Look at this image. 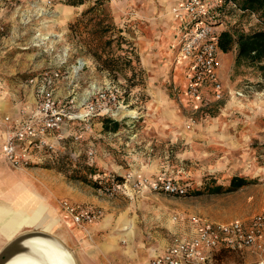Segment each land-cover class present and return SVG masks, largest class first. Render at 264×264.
Masks as SVG:
<instances>
[{"label": "rangeland", "instance_id": "1", "mask_svg": "<svg viewBox=\"0 0 264 264\" xmlns=\"http://www.w3.org/2000/svg\"><path fill=\"white\" fill-rule=\"evenodd\" d=\"M69 1L19 0L12 4L7 0L0 6V43L12 44V47L7 48H11V52L6 54V58L12 59L18 54L26 58L33 50L32 47L23 48L25 42L29 43L34 36L40 37L38 33L41 32V44L48 48L47 53L42 52L39 57H47V64L34 71H21L23 68L18 65V69L10 70L13 72L6 76L5 85L15 91L17 96L24 93L22 85L32 79L31 76L35 77L38 71H51L60 73L56 80V93L71 101L74 114L84 111L91 102L97 104L95 114L65 123L61 130L64 138L59 139L57 136L59 144L52 142L53 149L42 151L41 161L35 163L51 168L47 167L48 163L56 166L59 160L68 158L67 173L51 168L65 178V189L69 190L77 184L80 185L76 187L80 188L78 190L86 188L88 193L95 192L99 196L97 203L84 202L103 211L102 218L92 223L93 227L85 233V246L79 243L77 247H69L62 241L73 253L77 263L84 264V260L89 257L87 264H144L168 247L177 236L192 232L194 220L200 221L198 223L230 222L260 211L264 207V141L260 136H253L241 149L242 153L255 154L251 159L235 165L238 159L234 161L230 157L224 161L227 165L224 167H221L220 162L225 159L221 157L223 147L216 143H193L185 136V132L194 130L197 123L218 117L223 103H215L192 113L178 95L179 90L175 89L183 72H180L181 62L177 67L175 65L179 59L175 45L180 39L176 36L179 22L173 13L176 5L170 8L169 14H165L164 2L167 0H155L159 11L139 17L137 14L145 6L144 2L103 0L97 12L90 13L74 27L72 24L97 0H84L79 5H72ZM185 1L179 0L178 3ZM60 3L75 6V11L64 22L51 21L55 18L54 5ZM148 3L153 4V1L148 0ZM25 9L27 14L23 12ZM100 18L105 19L103 29L115 23L135 46L139 55L137 64L144 72L143 85L129 88L125 78H116L90 53L91 46L101 41L96 31L99 28L95 24ZM49 23L56 26L61 34L42 31L46 30L45 25L49 26ZM170 25L173 34L169 45L173 51L171 61L166 65V59L151 57V52H146L145 43L148 45L162 41L164 37H160L161 32ZM109 35H104L103 40ZM58 38L62 40L60 43ZM33 58L36 59V56ZM223 70L225 78L221 79L225 91L231 90L233 95L228 103L230 110H247L248 107V112L254 115L252 118H258L259 125L263 126L264 70L246 63L237 66L235 62L233 65L228 63ZM153 79H156L155 82ZM160 93L170 95L173 107L187 115L184 128L176 133L177 138H159L150 128L149 118L154 115L151 109L153 103L156 109L168 108L166 96L157 103L155 98H160ZM241 99L242 103L237 102ZM113 121H118L120 125L115 126ZM84 163L94 166L105 177L116 174L123 179L108 188H102L72 178L70 175L74 170H79L87 173L89 179H95L94 176L91 178L90 171L81 169ZM143 179L172 181L181 187L179 189L182 192L136 187L135 183ZM236 179H246L248 184L228 191ZM115 184L127 186L114 189ZM220 187L222 189L219 191ZM63 199L70 200L68 196L62 197L60 201ZM1 210L6 215L12 211ZM5 220L6 216L0 212V223ZM222 252L216 264L247 262L246 250Z\"/></svg>", "mask_w": 264, "mask_h": 264}, {"label": "crops", "instance_id": "2", "mask_svg": "<svg viewBox=\"0 0 264 264\" xmlns=\"http://www.w3.org/2000/svg\"><path fill=\"white\" fill-rule=\"evenodd\" d=\"M6 1L0 0V6ZM8 1L13 4L19 0ZM27 1L30 0H22V2ZM152 1L153 4H149L148 0H139V2H144L145 5L142 9H139L137 14L139 17H146L147 14H154L159 11L156 1ZM178 1L179 0H167V2H164L166 5L164 13L169 14L171 7L173 8L175 5L179 6L182 4L178 3ZM146 6H148V8H146ZM54 8L55 18L51 21L59 20L64 22L66 18L75 11V6L61 3L55 4ZM23 12L27 14L26 9ZM177 22L179 21L177 20ZM45 28L46 30L42 31L61 34V31L51 23H49V26L45 25ZM217 28L222 32L226 29V25L221 24ZM38 34L40 37L34 36L29 43L25 42L23 48L29 49L32 47L33 50L26 58H23L19 54L12 59L6 58V54L11 52V48H7L12 47V44L0 43V113L2 117L8 116L12 120L17 118L23 119L30 117L36 110L39 71L34 78L22 85L24 87V93L18 96L15 91L7 88L8 85H5V81L6 76L13 72L10 70L18 69V65L23 68L21 71H34L38 70L42 65L47 64V57L39 58L42 52L47 53L48 48L42 46V41L40 40H42L41 38L43 37L40 35L41 32ZM172 34L173 29L170 25L168 29L161 32L160 37H164L162 41L149 43L148 45L145 43L146 52L147 50L150 51L151 57L156 56L158 59H166V65H169L173 51V49H170L169 45L170 36ZM58 41L60 43L62 41L61 38H58ZM34 56H36V59L33 58ZM235 57L236 49L231 53H221L218 66L220 79L222 77L225 78L223 69L228 63L233 65ZM179 62H181L180 66H182L180 67V72H183L182 76L180 74V82L178 85L176 83L175 89L179 90L178 95L187 103L190 109L189 111L194 113L203 108V106L201 102L192 101L185 94L187 61L179 58L175 62L176 67L179 65ZM154 80L156 79H153V81ZM161 94L163 93H160V98L157 97L155 99L157 103L158 101L160 103V99L163 101L167 97L166 101L168 108L159 109V107L158 110L153 103L151 109L154 115L149 118L150 128L159 138H177L178 135H176V133L184 128L187 115L181 114L178 109L173 107L170 95L163 94V96H161ZM232 96V91H227L225 99L222 101L224 106L221 105V113L218 117L215 119L211 118V120L205 121L204 123H197L194 130L185 132L186 138H189L193 143L195 141L205 144L216 143L217 146L223 147V156L221 157H225V159H221V167L227 166L224 161L230 159V157H233L234 161L238 159V164L235 165L242 164L246 159H251L255 154L242 153L241 149L244 144L253 138V136H260L261 140L264 141V132L261 131L264 130V125H259L258 118H255L256 120L252 118L254 115L248 112V107L247 110L244 108L230 110L228 103ZM237 102L242 103V99ZM257 116L258 115H256V117ZM4 129L5 125L0 124V206H7L12 211L11 214L6 215L0 209V212L6 216L5 222L0 223V251L18 235L35 229L46 230L55 234L69 247H77L79 243L85 246L84 242L87 241L85 233H88V229L93 227L94 224H75L69 216L60 210L59 201L62 197L68 196L72 202L76 203H97L99 201L98 194L95 192L88 193L86 188L82 191L78 190L80 188L76 187H80V185L77 184L73 186L70 185L72 188L70 187L69 190L65 189V178L59 172L51 168H44L34 164L20 168L12 167L6 160L2 150L3 137L5 135ZM48 139L56 144L60 142L55 133H50ZM39 153V156L35 157L34 160L41 161L43 152ZM238 153L239 158H237ZM236 168L237 167H235V169ZM9 216L15 217L14 223L12 222L13 225L9 227L10 230L5 228V223L8 221ZM246 252V264L256 261L261 255L264 256V251L258 253L256 250L248 249ZM87 259L90 258L87 257ZM87 259L84 260V264H87Z\"/></svg>", "mask_w": 264, "mask_h": 264}, {"label": "built area", "instance_id": "3", "mask_svg": "<svg viewBox=\"0 0 264 264\" xmlns=\"http://www.w3.org/2000/svg\"><path fill=\"white\" fill-rule=\"evenodd\" d=\"M220 2L186 0L173 9L179 21L176 36L180 39L175 45L177 56L187 61L185 94L206 108L222 102L227 93L218 72L222 51L219 46L221 31L217 27L221 24L210 21L213 17L212 8ZM59 76V72L39 73L37 107L30 117L12 120L8 116L2 117L0 113V124L5 125L2 150L12 167L20 168L40 162L34 160L39 152L53 149L48 139L50 133L63 139L61 130L65 123L97 112V104L91 102L84 111L74 114L71 101L56 93V80ZM126 186L115 184L114 189ZM135 186L182 192L179 189L181 187L163 179H143L136 182ZM60 207L77 225L95 223L103 216V211L97 206L68 199L61 200ZM193 222L195 228L192 232L177 236L168 247L157 252L144 264H216V255L223 248L235 251L252 249L258 253L264 251V207L250 217L230 222ZM249 264H264V256L261 255Z\"/></svg>", "mask_w": 264, "mask_h": 264}, {"label": "trees", "instance_id": "4", "mask_svg": "<svg viewBox=\"0 0 264 264\" xmlns=\"http://www.w3.org/2000/svg\"><path fill=\"white\" fill-rule=\"evenodd\" d=\"M70 4L79 5L84 0H70ZM103 0H97L93 6L84 11L72 26L77 27L90 13L97 12L99 4ZM212 18L210 21L214 24H225L226 29L220 33L219 46L224 53H230L236 49L235 63L241 65H256L264 70V0H221L211 10ZM105 19L100 18L95 24L98 26L97 35L101 41H97L90 48V53L97 62L106 70L114 74L117 78L122 76L129 84V88L134 85H143V69L138 66L139 55L136 52L133 43L122 34L123 30L118 28L115 23H111L105 29L102 28ZM87 25V23H86ZM110 34L103 40L104 35ZM126 45V46H125ZM31 76L30 78H33ZM115 126H119L118 121H113ZM69 159L59 160L56 166L47 167L56 168L58 171L67 173V164ZM81 169L90 171L91 178L87 173L74 170L70 175L72 178L80 179L95 187L108 188L111 184L122 181L123 177L110 174L105 177L103 172H97L94 166L87 163L81 165ZM96 176V177H95ZM107 182V183H105ZM248 184L246 179H236L231 186V190H236L243 185ZM222 187L218 188L220 191ZM230 250L223 248L222 251ZM223 253V252H222Z\"/></svg>", "mask_w": 264, "mask_h": 264}, {"label": "bare ground", "instance_id": "5", "mask_svg": "<svg viewBox=\"0 0 264 264\" xmlns=\"http://www.w3.org/2000/svg\"><path fill=\"white\" fill-rule=\"evenodd\" d=\"M132 112H128L131 114ZM0 209H10L0 207ZM15 217H8L5 228L13 225ZM13 222V223H12ZM22 250L5 264H78L70 249L57 237L44 230L33 233L24 241Z\"/></svg>", "mask_w": 264, "mask_h": 264}, {"label": "water", "instance_id": "6", "mask_svg": "<svg viewBox=\"0 0 264 264\" xmlns=\"http://www.w3.org/2000/svg\"><path fill=\"white\" fill-rule=\"evenodd\" d=\"M37 232H43V230H32L18 235L12 241H10L1 251H0V264H5L9 259L15 257L21 249L22 244L30 235ZM52 235V234H51Z\"/></svg>", "mask_w": 264, "mask_h": 264}]
</instances>
